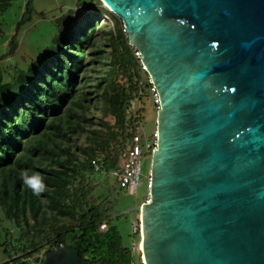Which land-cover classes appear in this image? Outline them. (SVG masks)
Returning <instances> with one entry per match:
<instances>
[{"label": "water", "instance_id": "obj_1", "mask_svg": "<svg viewBox=\"0 0 264 264\" xmlns=\"http://www.w3.org/2000/svg\"><path fill=\"white\" fill-rule=\"evenodd\" d=\"M99 1L158 95L142 264H264V0Z\"/></svg>", "mask_w": 264, "mask_h": 264}, {"label": "trees", "instance_id": "obj_2", "mask_svg": "<svg viewBox=\"0 0 264 264\" xmlns=\"http://www.w3.org/2000/svg\"><path fill=\"white\" fill-rule=\"evenodd\" d=\"M30 7L28 1L16 34L27 21ZM8 8L9 0H0V11ZM95 9L115 24L116 37L110 44V70L100 95L105 104L100 122L103 131L91 132L85 146L77 148L82 158L54 140H68L74 134L70 118L75 119L77 129L88 122V94L77 96L85 86L76 83L86 60L85 48H98L92 41L97 24L89 16L88 22L84 18L74 23V16H82L78 13L62 16L58 34L40 59L19 70L10 83L0 74V241L4 238L0 245L16 241L25 261L46 248L45 255L55 248L69 247L78 252L79 264H132V251L123 246L112 220L113 200L108 194H95L99 183L89 175L97 171L110 174L117 168L128 143L138 133L132 103L143 88L150 93L151 85L128 44L123 25L99 0L89 8ZM77 24L81 27L78 30ZM8 50L0 61L18 50L15 37L9 41ZM42 160L49 163L40 167ZM24 170L30 176L40 173L46 190L34 194L21 177ZM57 220L72 225L58 227ZM7 222L15 224L19 239L10 238ZM103 225L106 227L101 230Z\"/></svg>", "mask_w": 264, "mask_h": 264}, {"label": "rangeland", "instance_id": "obj_3", "mask_svg": "<svg viewBox=\"0 0 264 264\" xmlns=\"http://www.w3.org/2000/svg\"><path fill=\"white\" fill-rule=\"evenodd\" d=\"M28 1L31 2L29 17L16 34V25ZM95 3L96 0L93 3L91 0H9V8L0 11V58H3L2 56L9 52L8 43L13 37H15L18 47L11 58L6 59L4 62L0 61V74L6 83H10L12 78L17 77L19 70H25L28 64L40 59L45 47L51 44L52 39L58 34L62 16L78 13L82 16H77V18L74 16L75 18H72L74 23H78L79 20L84 18L88 22L87 16H89V19L97 24L92 41H95L98 48H85L86 60L83 71L76 83L77 86H85V88L83 87L85 90L82 89L81 93L77 92V96L88 94V100H86L90 107L86 115L88 122L81 123L83 129H77L74 124L75 119L70 118V123L75 130L74 134H71L68 140L65 138L54 140L62 148H69L71 152H75L77 156H80V151L77 148L85 146L86 139L91 132L103 131L100 122L104 118L105 104L100 95L104 88L103 80L110 70V44L116 37L115 24L96 12L98 8L95 11H92L93 9L89 10V8L94 7ZM119 22V25H122L121 21ZM75 28L78 30L81 27L77 24ZM116 34H118V30ZM99 51H102V53L99 54ZM60 61L63 62V59L61 58ZM141 78L145 80L143 74ZM140 93L141 96L132 103V109L135 114L137 113V126L141 139L140 147L143 152L140 177L134 195H130L127 189H122L114 184L109 173L105 174L102 171H97V173L89 175L91 180L99 183L95 194L97 196L108 194L110 199L113 200L112 220L120 232L123 246L132 251V264H142L137 247L140 242L138 208L147 197L151 153L145 150V144L150 143L152 140V135L155 132L156 116V106L153 104L148 89L145 87ZM50 146L55 148L54 143H50ZM80 157L82 158V156ZM35 160L39 162L38 158H35ZM48 163L49 160H42L40 167H44ZM30 223L32 224V221ZM56 225L67 228L72 224L66 220H57ZM5 227L11 233V239L18 237L19 230L13 222L5 223ZM0 242L2 244L4 238ZM134 242L137 247L135 251H133ZM47 250L48 248L36 254L31 260L25 261L21 258L20 245L16 241L10 240L5 246L0 245V264H21L23 262L25 264H39L42 258L44 260Z\"/></svg>", "mask_w": 264, "mask_h": 264}, {"label": "built area", "instance_id": "obj_4", "mask_svg": "<svg viewBox=\"0 0 264 264\" xmlns=\"http://www.w3.org/2000/svg\"><path fill=\"white\" fill-rule=\"evenodd\" d=\"M134 56L137 60L140 59V54L133 48ZM140 62V61H139ZM141 65V63H140ZM142 70L144 71L143 66L141 65ZM148 83L151 85L149 79ZM150 96L152 98L153 104L156 106L158 105V95L155 89L152 87L150 88ZM140 134L139 129L138 133L132 138V140L128 143L126 150L123 156L120 158L118 162V166L116 169L110 172V176L112 177L114 184L118 185L122 189H127L130 195H134L135 189L140 177V166H141V156H142V149L140 147ZM156 142V132L152 135V140L150 143L145 144V150L151 151L155 148ZM148 200V196L146 200ZM105 225L101 226V230L105 229ZM135 230V229H134ZM139 249V244L137 245ZM136 243H133V251H135Z\"/></svg>", "mask_w": 264, "mask_h": 264}, {"label": "clouds", "instance_id": "obj_5", "mask_svg": "<svg viewBox=\"0 0 264 264\" xmlns=\"http://www.w3.org/2000/svg\"><path fill=\"white\" fill-rule=\"evenodd\" d=\"M18 105V104H17ZM21 177L24 183L33 190L34 194L39 195L41 192L46 190V184L44 182L43 176L38 173L34 172L31 176L29 175L27 170H24L21 173ZM139 232V231H138ZM140 243V242H139ZM138 243V244H139ZM140 252V251H139Z\"/></svg>", "mask_w": 264, "mask_h": 264}, {"label": "crops", "instance_id": "obj_6", "mask_svg": "<svg viewBox=\"0 0 264 264\" xmlns=\"http://www.w3.org/2000/svg\"><path fill=\"white\" fill-rule=\"evenodd\" d=\"M79 9H80V8H79ZM79 9H78V10H79Z\"/></svg>", "mask_w": 264, "mask_h": 264}, {"label": "bare ground", "instance_id": "obj_7", "mask_svg": "<svg viewBox=\"0 0 264 264\" xmlns=\"http://www.w3.org/2000/svg\"><path fill=\"white\" fill-rule=\"evenodd\" d=\"M140 246V245H139Z\"/></svg>", "mask_w": 264, "mask_h": 264}]
</instances>
